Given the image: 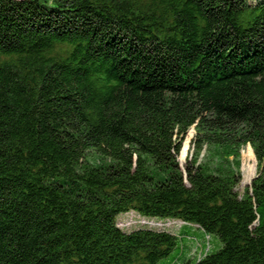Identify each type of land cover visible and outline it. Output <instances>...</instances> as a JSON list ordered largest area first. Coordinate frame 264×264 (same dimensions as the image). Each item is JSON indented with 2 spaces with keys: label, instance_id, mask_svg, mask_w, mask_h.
Wrapping results in <instances>:
<instances>
[{
  "label": "trees",
  "instance_id": "obj_1",
  "mask_svg": "<svg viewBox=\"0 0 264 264\" xmlns=\"http://www.w3.org/2000/svg\"><path fill=\"white\" fill-rule=\"evenodd\" d=\"M0 264H264V0H0Z\"/></svg>",
  "mask_w": 264,
  "mask_h": 264
},
{
  "label": "rangeland",
  "instance_id": "obj_2",
  "mask_svg": "<svg viewBox=\"0 0 264 264\" xmlns=\"http://www.w3.org/2000/svg\"><path fill=\"white\" fill-rule=\"evenodd\" d=\"M193 129L190 128L186 136L183 140L181 151L178 157L179 164L183 166L186 157H188L191 152V139L193 137ZM240 173H241V181L239 185L236 187V190L239 194H242L245 187H248L250 185L251 180L253 177L256 176L257 173V162L255 160V157L253 155V152L249 145L244 146L240 151ZM183 223L178 220H171V219H158V218H152L147 219L139 216L133 211H129L127 213H123L117 216L116 218V225L119 226L121 229L125 231H130L135 228H138L142 225L151 227V228H157V229H173L176 230L178 227H180ZM187 230L189 231L190 236H195L197 239L201 240L203 234L195 227L193 226H187ZM180 251V249H176L173 251V253L166 259L162 261V263H167ZM194 252L199 253L200 249L196 248L195 250H190V255H194ZM196 255V254H195ZM190 256V257H191Z\"/></svg>",
  "mask_w": 264,
  "mask_h": 264
}]
</instances>
